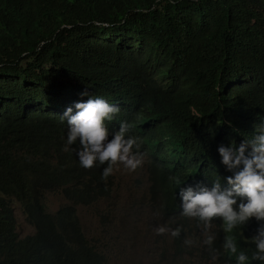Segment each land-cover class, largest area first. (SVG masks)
Returning <instances> with one entry per match:
<instances>
[{"label":"trees","instance_id":"trees-1","mask_svg":"<svg viewBox=\"0 0 264 264\" xmlns=\"http://www.w3.org/2000/svg\"><path fill=\"white\" fill-rule=\"evenodd\" d=\"M91 96L119 106L105 121L109 140L121 121L131 126L151 192L182 229L164 264H237L226 235L244 264H260L249 242L255 218L232 233L214 219L212 260L179 191L211 190L220 177L230 189L218 147L251 140L264 122V0H0V264H112L87 238L78 206L110 198L113 176L102 179L107 163L81 166L61 118ZM48 191L68 203L48 212ZM15 200L33 234L18 232Z\"/></svg>","mask_w":264,"mask_h":264},{"label":"clouds","instance_id":"clouds-1","mask_svg":"<svg viewBox=\"0 0 264 264\" xmlns=\"http://www.w3.org/2000/svg\"><path fill=\"white\" fill-rule=\"evenodd\" d=\"M81 95H89L87 90ZM78 111L72 114V107H68L62 119L67 121V145L79 143L77 152L82 167L90 169L99 162L107 163L103 168L102 179L107 178L114 171V165L123 164L125 168L135 171L142 166L144 154L139 150L137 139L126 136L131 127L127 122H120V129L109 140V131L105 121H112L119 113L118 105L109 104L103 98H89L86 102L75 103ZM249 145L251 151H247ZM135 149V150H134ZM218 152L222 163L233 175L225 177L232 187L221 190L220 178L215 179L214 187H207L197 183L193 186L181 187L179 195L182 198V215L196 218L204 236L203 243L208 246L212 260L220 256L218 249L213 247L216 234L211 232L212 222L222 218L223 231L232 233L234 229L246 225L250 219L259 222L256 234L249 242L255 245L252 249V259L264 264V122L260 123L257 134L251 139H244L239 146L221 144ZM179 186L182 182L176 179ZM151 192V188H150ZM152 196L161 205V201L152 192ZM239 198V203L237 200ZM181 227L170 228L160 225L155 228L157 235L170 232L172 237L181 235ZM186 244H193L192 240H185ZM222 247L232 255H236L237 264H244L248 256L243 251H238L236 240L233 236L226 235Z\"/></svg>","mask_w":264,"mask_h":264},{"label":"rangeland","instance_id":"rangeland-1","mask_svg":"<svg viewBox=\"0 0 264 264\" xmlns=\"http://www.w3.org/2000/svg\"><path fill=\"white\" fill-rule=\"evenodd\" d=\"M44 202L48 212L55 213L68 200L60 192L48 191ZM13 205L18 232L22 236L33 234L35 228L21 203L15 200ZM78 213L87 238L112 264H164L174 249L170 232H155L160 225L172 227L150 192L146 159L135 171L115 165L111 197L90 206L79 205Z\"/></svg>","mask_w":264,"mask_h":264},{"label":"bare ground","instance_id":"bare-ground-1","mask_svg":"<svg viewBox=\"0 0 264 264\" xmlns=\"http://www.w3.org/2000/svg\"><path fill=\"white\" fill-rule=\"evenodd\" d=\"M178 259H179V258H178ZM178 259H177V260H178ZM182 259H183V258H182ZM184 259H185V258H184ZM195 262H196V261H195Z\"/></svg>","mask_w":264,"mask_h":264}]
</instances>
